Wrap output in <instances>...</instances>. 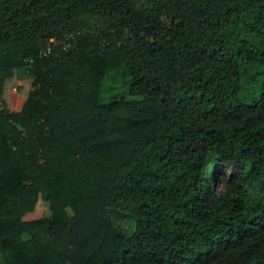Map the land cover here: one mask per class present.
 Wrapping results in <instances>:
<instances>
[{
	"label": "trees",
	"instance_id": "obj_1",
	"mask_svg": "<svg viewBox=\"0 0 264 264\" xmlns=\"http://www.w3.org/2000/svg\"><path fill=\"white\" fill-rule=\"evenodd\" d=\"M0 264H264V0H0Z\"/></svg>",
	"mask_w": 264,
	"mask_h": 264
},
{
	"label": "rangeland",
	"instance_id": "obj_2",
	"mask_svg": "<svg viewBox=\"0 0 264 264\" xmlns=\"http://www.w3.org/2000/svg\"><path fill=\"white\" fill-rule=\"evenodd\" d=\"M18 80H28L30 81V77H28L24 71V69H20L17 72ZM17 88V87H16ZM101 93L105 102L110 101L112 98L120 97L126 100L131 98H139L140 92L134 87L131 83V76L124 70H110L104 80L101 83ZM218 175L219 173L224 174V176L228 179L229 176L234 175V170L231 165L222 164L216 169ZM220 179L213 185V191L216 194L220 193V188L222 187L224 190L226 188L225 181L220 184ZM119 202H122L120 200ZM123 205L120 204V207ZM110 217L114 224L118 225L125 236H128L134 230V219L125 212H120L117 210H110Z\"/></svg>",
	"mask_w": 264,
	"mask_h": 264
}]
</instances>
